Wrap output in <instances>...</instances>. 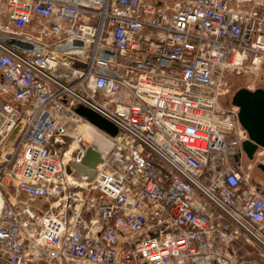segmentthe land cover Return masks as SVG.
<instances>
[{
	"label": "built area",
	"instance_id": "1",
	"mask_svg": "<svg viewBox=\"0 0 264 264\" xmlns=\"http://www.w3.org/2000/svg\"><path fill=\"white\" fill-rule=\"evenodd\" d=\"M228 76L264 83V0H0V264L264 258ZM80 106L118 130L91 179Z\"/></svg>",
	"mask_w": 264,
	"mask_h": 264
},
{
	"label": "water",
	"instance_id": "2",
	"mask_svg": "<svg viewBox=\"0 0 264 264\" xmlns=\"http://www.w3.org/2000/svg\"><path fill=\"white\" fill-rule=\"evenodd\" d=\"M232 106L238 109L239 125L247 135V139L242 142L243 152L247 159L252 161L258 149L264 150V89H239L232 97ZM75 113L110 137H115L118 133L112 123L87 108L80 106L75 109ZM235 160L237 161V158ZM100 162V153L94 147L88 146L81 165L71 164L66 172L70 173V168H73L77 174L86 175L91 179ZM258 168L264 172V164L258 165Z\"/></svg>",
	"mask_w": 264,
	"mask_h": 264
},
{
	"label": "rangeland",
	"instance_id": "3",
	"mask_svg": "<svg viewBox=\"0 0 264 264\" xmlns=\"http://www.w3.org/2000/svg\"><path fill=\"white\" fill-rule=\"evenodd\" d=\"M253 81L254 79L251 77L228 76L227 82H228V87H229V94L227 96L219 98V105L226 109L230 108V106H232V97L234 93L238 91L239 89H242V88L245 89L246 87H249ZM255 83L260 88L264 89V83L261 80L257 79ZM97 132H99V134L105 137V134H103L100 130L97 129ZM88 143H91V142L88 141ZM250 179H251V182L255 186L264 185V175L260 171H258L257 168L255 167L252 169L250 173Z\"/></svg>",
	"mask_w": 264,
	"mask_h": 264
},
{
	"label": "crops",
	"instance_id": "4",
	"mask_svg": "<svg viewBox=\"0 0 264 264\" xmlns=\"http://www.w3.org/2000/svg\"><path fill=\"white\" fill-rule=\"evenodd\" d=\"M260 151L262 149H259ZM258 162V163H257ZM257 162H254V164H264V150L262 156L258 157ZM249 165H254L251 162H248ZM251 173V170H250ZM235 248L238 250V254L240 258L246 263V264H264V258L261 257V250L258 248H251L247 245H243V243L237 242L235 245Z\"/></svg>",
	"mask_w": 264,
	"mask_h": 264
},
{
	"label": "bare ground",
	"instance_id": "5",
	"mask_svg": "<svg viewBox=\"0 0 264 264\" xmlns=\"http://www.w3.org/2000/svg\"><path fill=\"white\" fill-rule=\"evenodd\" d=\"M82 135L83 137H85L86 142L87 141L91 142L92 144L91 146H94L96 148L106 149L110 145L109 139L103 137L101 134H99V132H97V130L94 127L90 125L84 124V126L82 127Z\"/></svg>",
	"mask_w": 264,
	"mask_h": 264
},
{
	"label": "flooded vegetation",
	"instance_id": "6",
	"mask_svg": "<svg viewBox=\"0 0 264 264\" xmlns=\"http://www.w3.org/2000/svg\"><path fill=\"white\" fill-rule=\"evenodd\" d=\"M243 162H244V164H246V163H248V162H251V163L254 164L255 161H254V159H253L252 161L248 160L247 157H246V155H245V158H244ZM258 165H260V164H254L253 166H254L255 168H257V170L260 171V172L264 175V172L261 171V170L258 168ZM253 166H252V168H251V171H252V169L254 168ZM256 188H257V191H258L260 194L264 195V185L256 186Z\"/></svg>",
	"mask_w": 264,
	"mask_h": 264
}]
</instances>
